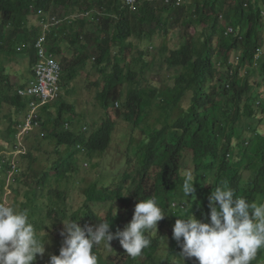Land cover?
<instances>
[{"label": "trees", "instance_id": "obj_1", "mask_svg": "<svg viewBox=\"0 0 264 264\" xmlns=\"http://www.w3.org/2000/svg\"><path fill=\"white\" fill-rule=\"evenodd\" d=\"M124 4L125 0H0V53L6 51L8 43L22 42L25 45L31 43L27 53L34 54L40 28L32 24V18L38 14H50L55 21L54 26L47 30L46 46L64 63L68 62L64 66L65 85L73 84L77 74L88 71V65L97 70L98 79L102 77L99 101L105 115L101 125L99 122L91 125L88 135L82 131L87 125L85 122L80 124L79 132L72 123L66 130L61 112L60 122L52 133L58 148L64 147L69 158L66 163L58 162L51 167L44 173L45 177L57 173L67 178L73 174L75 165L79 164L75 161L79 145L86 149L84 161L98 151L107 150L113 140L115 120L119 118L133 122L136 129L142 130L143 143L140 148L135 147V155L141 156L150 171L159 169L158 183L167 186V191H173V187L178 190L181 180L179 161L189 149H195L192 150L191 161L197 178L201 172L212 178L208 184L203 183V179L198 181L196 208L187 206L188 209L183 211L197 218L209 217L208 196L224 182L236 196L245 197L250 203L258 199L264 202V103L257 105L264 93V60L259 61V69L256 68L257 55L260 50L264 51V0H185L182 6L175 5V2L165 4L162 0H147L137 3L134 11ZM90 12H94L92 21L82 17ZM73 15L77 18L71 19ZM223 15L228 26L235 29L229 36L227 27L221 26ZM41 19L45 20V16L42 15ZM57 21L60 24H56ZM167 24L173 27L182 25L185 31L192 26L196 28V34H192L185 44L170 48L164 45L158 54L157 61L168 63L175 71L176 82L154 91L141 85L135 88L134 82L141 80L142 74L134 70L125 72L119 58L125 62L130 56L134 59L130 60L131 63L136 57L145 58L148 45L154 43L156 35L167 33ZM4 25L10 28L7 36L3 35ZM187 34L190 35L189 32ZM132 37L139 40L137 51H133L134 44L129 43ZM5 70V67H0V89L4 85ZM260 72L263 79L258 81ZM160 93L164 96L159 104L156 101V112L154 109L155 113H152L146 103H155L149 97ZM124 96L128 97V102L121 104V109L112 108ZM184 102L189 103L185 111L181 107ZM11 103L24 108L18 96L11 98ZM68 110L79 119L72 107ZM178 111L181 115L176 117ZM227 130L229 134L222 136ZM249 132L251 136H248ZM248 139L250 146L245 145ZM237 140L243 146L238 151L232 148ZM254 144H257V149H254ZM219 146L224 148L219 151ZM232 151L231 164L225 156ZM184 160L187 162V157ZM141 192L142 189L137 195ZM168 196H165L164 203L159 201L162 208H168L172 200ZM88 197L89 200L98 198L95 192H89ZM94 210H86L83 218L76 212L68 217L65 215L83 227L99 222V212ZM181 210H171V216H174L172 226L178 219L175 215ZM52 211L58 213L57 209ZM52 211H49L50 217L53 216ZM116 216L122 219L118 212ZM132 216L133 213L121 222L128 224ZM160 224L164 230L170 222L166 224L162 220ZM145 250H149L146 254L152 256L155 247L150 245ZM180 252L176 255L172 250L169 264H180ZM150 256H146L144 262L137 261L138 264H157ZM193 261L195 258L186 260L185 264ZM252 264H264V249L258 251Z\"/></svg>", "mask_w": 264, "mask_h": 264}, {"label": "clouds", "instance_id": "obj_2", "mask_svg": "<svg viewBox=\"0 0 264 264\" xmlns=\"http://www.w3.org/2000/svg\"><path fill=\"white\" fill-rule=\"evenodd\" d=\"M146 1L125 0L124 7H129L134 11L137 3H145ZM162 1L165 4L175 2L177 6H182L185 2V0ZM41 15L38 14L36 16L40 17ZM93 15L94 12H90L82 15V17L92 21ZM70 18H77V15H73ZM222 20H224L223 26L227 27V36L233 34L235 29L228 26L224 15L221 17V25ZM41 21V25L38 26L40 32L34 43V54L27 53L31 43L25 45L22 42H16L13 45L8 43L6 51L0 53V67L6 68L4 71V85L0 89V124L3 122V125H0V264H39L46 253L51 255L50 264H99V259L103 257L101 244L105 248L112 250L109 254V260L105 258L106 264H116L117 261L122 262V264H138L137 261L140 260L144 262L147 260L146 256H150L146 254L150 249L145 250L150 245L155 247L154 253L150 257H153L157 263L159 261L156 257L157 251L161 243L164 242L167 246L166 243L168 241H170L169 255L172 254V250L177 255L180 252L179 248L181 249L178 256L180 264H185L186 260L192 258L196 260L192 264H252L258 251L264 249V202H260L258 199L250 203L245 197L236 196L235 192L224 182L216 186L215 190H212L208 196L209 217L197 218L194 215H190V212L183 211L188 209L187 206L196 208L195 198L198 181L210 177L206 172H201L202 175L197 178L196 170L191 161L193 156L191 153L195 149H192L193 151L189 149L179 161V163L181 162L179 165L181 170L178 172L181 180L178 190L173 187L171 189L173 191H167V186H162V184L158 183L159 169L154 168L150 171L142 161L141 156L135 155L136 148L142 146L143 133L141 129H136L137 126L133 122H129L126 119L118 118L115 120L114 135L117 131V125L123 122L133 129V135H138L140 132L142 140L137 142V138H133L131 146L128 147L127 154L122 160H115L107 164L102 168V171H100L102 163L95 161L96 158L103 157V159H106L105 156L111 152L114 144H116V138L113 135V140L107 150L98 151L93 154L91 159L89 157L87 161H84L86 149H84L83 145H79L78 159L75 160L77 164L79 161V164L78 166L75 165L76 170L67 178L57 173L55 174L56 176L45 177L44 173L48 172L51 167H55L58 162L66 163L69 158V153L64 147L58 148L56 138L52 133L55 126L60 122L61 112L66 130L70 128L72 123L76 131L79 132L80 124L85 122L87 125L83 126L82 131L87 132L88 135L90 134L89 128L91 125L95 126L96 122L101 125L105 110L99 101V95L101 89H103L102 79H98L97 70L92 69L91 66L88 65V71L84 70L77 74L73 84L65 85L63 81L64 66L68 65V62L64 63L63 60L51 53L46 46L47 30L54 24L52 21L47 22L46 19H41ZM44 24H46L45 28L43 27ZM56 24H60V21H57ZM9 31V26L4 25L3 35H9ZM163 35L165 36L166 32H163L161 36L163 37ZM161 36L157 34L154 43L148 45V52L145 58L136 57L140 59L138 60L139 62L136 59L134 62L132 61L134 63L132 64L130 60L134 59L130 56L127 57L125 62L119 58L120 63H123L125 72L134 70L142 74L140 76L141 80L134 82L135 88L139 85L143 86V82L146 80L144 78L145 73L146 71H151L152 67H160V72L156 78H150L149 81H146V84L150 81L152 83L150 82L148 87L143 86L144 89L149 90L152 88V91L156 90V88L164 89L176 82V73L169 67L168 63L163 64L157 61L158 54L162 52V47L166 45L170 48V46L165 43L161 44L155 55H152L149 50L150 46L157 44L156 40ZM1 43L3 44V42ZM129 43H133V51H137L139 40L132 37ZM180 45H173L172 47ZM24 53H27V55H24ZM114 55H117L116 52H114ZM90 57L94 62L95 57L92 52ZM117 57L119 56L117 55ZM236 59H239V57H236ZM256 59V68L259 69V61L264 60L263 50L259 51ZM12 63L13 65L11 66ZM12 67L15 68L14 73L12 72ZM80 77L85 79V89L88 91L84 96H81L75 87V83H80ZM262 77L261 72L257 74L258 81L262 80ZM171 80H174V82L172 83ZM93 88L99 89L96 97L101 108V116L95 121H88L87 113L77 111L80 107L87 108L84 105L78 107L77 98L86 100V105L97 107L98 104L88 98L89 91ZM73 92L75 93L72 96V103L56 104ZM17 96L22 99L24 108L15 107L11 103V98ZM163 96L164 94L160 93L156 97L154 95L149 97L150 100H155V103L154 101L149 104L146 103L147 108L152 110V113L154 109L156 112L157 103L159 104ZM127 98V96H124L122 101L116 102L112 108L121 109L123 107L121 104L128 102L126 101ZM263 100L264 93L263 99L257 101V105H262L264 103ZM184 103L187 104V102ZM183 104L181 107H183ZM69 107H72L73 112L77 113L79 119L74 118L70 114ZM178 116L176 115V117ZM227 134H229L228 130L222 136ZM251 135L252 133L249 132L248 136ZM86 139H89V136ZM38 141H45L55 145L58 158L52 166L42 173L41 178H38L35 184L36 188L32 191L33 199H31V203L34 204L40 197L41 200H45L44 207L47 204L51 205L49 206L50 208L48 207L47 218L56 220L60 216V212L66 211L61 217L67 220L62 221L63 226L60 224L63 230L57 234V239L55 235H51L52 239L49 241H46L41 236V233L46 232L50 225L47 223L39 233L35 227V222L29 214V204L27 203L29 194L23 193V197L26 199L24 210H17L2 203L3 195L5 194L3 193L5 192L4 189L8 191L14 189L16 184L22 185L25 177L29 175L27 170H31V167L28 164L27 168L22 167V161L27 158L31 161L33 152L31 149L27 151L26 146H32ZM237 142L234 143L235 145L232 148L238 151L243 146L240 145L241 141L238 144ZM245 145L250 146L249 139L245 142ZM254 145V149H257V144ZM219 147V151L224 148L222 146ZM63 151L66 155H61ZM232 155L233 151L225 156L227 162L231 164ZM186 157L187 162L184 160ZM244 161L248 164L246 159ZM83 166H91L92 169H99V172L95 178L83 177L81 176ZM246 175L249 176V174ZM51 179L67 181L66 189L63 192H56L57 197L61 194L63 195L61 198L66 197V193L69 195L70 191L73 192V187L76 189L86 186L83 201L76 210L67 212L65 205L60 209L54 208V204H56L54 206L59 205L54 198H51V195H48V199L42 197V192L47 189V184ZM140 189H142V192L137 195ZM10 192L12 193V191ZM89 192H95L98 198L89 200ZM166 195L171 197L172 200L168 203V208L165 209L160 206L159 201L164 203ZM62 199L64 200L65 198ZM174 208L182 210L175 215L178 219L172 226L174 216H171V210ZM52 209H57L58 213L56 214ZM91 209L99 212L97 213L94 210L99 217V222L84 225L83 227L76 221L66 218L65 215L67 214L68 217L76 212L77 215L79 214L83 218L85 211ZM50 210L53 212L51 217L49 215ZM116 212L121 215L122 219H127L133 213L131 221L127 220L128 224L121 222L122 219L116 216ZM162 220L166 224L168 221L170 222L164 230L163 225L161 226L160 224ZM110 225H113V227H110ZM170 225L171 229L169 228ZM57 230L59 231V229ZM114 240L116 244L112 248L111 242ZM49 242L56 245L62 244L60 250L52 248L46 250L47 246L45 244L48 245ZM169 255L165 259H161L160 263L157 264H169ZM40 264H44L43 260Z\"/></svg>", "mask_w": 264, "mask_h": 264}, {"label": "rangeland", "instance_id": "obj_3", "mask_svg": "<svg viewBox=\"0 0 264 264\" xmlns=\"http://www.w3.org/2000/svg\"><path fill=\"white\" fill-rule=\"evenodd\" d=\"M226 11V9H225ZM60 13L63 12V10L59 11ZM43 17L45 16V19L47 22H53L54 21V17L53 15L50 14H42ZM41 15V16H42ZM41 16H35L32 18V24L35 27H38L41 25L42 21H41ZM164 16H167L166 14H164ZM91 18V17H90ZM224 20H222V25H223ZM45 25H43V27L45 28ZM221 25V26H222ZM226 25V23H225ZM167 33L166 35L163 37L161 36L159 39L156 40V45L155 46H150L149 50L151 52L152 55H155V52L157 50H159V47L161 44L165 43L167 45H169L170 47H172L173 45H178V44H182V43H186L188 41V39L190 38V36L194 33H196L195 27L192 26L190 27V29H187L185 31L184 27L182 25L179 26H172L171 24H167ZM187 32H189V36L187 34ZM137 44V42H135ZM129 55V52H127ZM13 65V63L11 64V66ZM8 66V65H7ZM25 66V65H24ZM156 67H152L151 71H146L144 78L146 79L143 82V86L144 87H148L150 86V84H146V81H149L150 78L154 79L157 77V75L159 74V68L157 67L156 69H153ZM12 72H15V68L12 67ZM246 73V72H245ZM102 77H100L99 79H101ZM258 78H260L258 76ZM79 82L80 83H75V87L77 92L81 95L84 96L88 91L85 89V79L83 77L79 78ZM171 82L173 83L174 80H171ZM99 89L98 88H93L91 89L89 92L90 94L88 95L89 100H93L94 103H97L98 106L94 107L93 105H86V100L81 99V98H77L79 104L78 107L84 105L87 108H82L80 107L79 110H77L78 112H85L87 120L88 121H95L97 120L100 116H101V108L99 106V103L97 101V93H98ZM75 92L71 93L70 96L68 97H64L63 100L57 102L56 104H70L72 103V99H73V94ZM189 103L187 102L183 104V108L184 111L187 110V105ZM90 106V107H89ZM76 107V104H75ZM95 113V115H94ZM181 112L178 111L177 115H180ZM1 126L3 125V122L0 124ZM6 132H4L5 134ZM7 135V133H6ZM5 135V136H6ZM114 137L116 138V144H114L111 152L106 155V159L102 158H96L95 161L97 162H101L102 163V167L100 169V171H102V168H104L107 164L114 162L115 160H122L125 155L127 154V150L128 147L131 146V142L133 138H137V142L142 140L141 137V133L139 132L138 135H133V129L126 123H119L117 125V131L115 132ZM29 149L32 150L33 152V158L31 159H25L22 161V167L27 168V164L31 167V170H27L29 172V175H27L25 177V179L23 180V184L22 185H18L16 184L14 186V189L12 190H8L6 191V189H4L5 193L3 195V200L2 203L7 206H12L14 208H16L17 210H24L25 209V205H26V199L23 197V193H27L29 194V198L27 199V203L29 204V214L32 218V220L35 222V227L38 230V232L40 233L43 228L47 225V223L50 225V228L46 230V232H42L41 236L46 239V241H49L52 239L51 235H55L56 239H57V234H59L63 229L61 228L60 224L63 226V222L62 221H67L66 219L64 220L61 215H64L62 212H60V216L57 217L56 220H53L51 218H47L46 214L49 210V204H47L44 207V202L45 200H41V198L39 197L38 201H36L34 204L31 203V199H33V189L36 188V182L38 180V178H41L40 176L42 175V173L47 170L50 166L53 165V163L57 160L58 155L56 154V147L53 144H50L49 142H45V141H38L36 142L34 145L32 146H26V150L30 151ZM66 155V153L63 151L61 153V155ZM60 155V156H61ZM96 156H100V155H96ZM30 162V163H28ZM83 172L81 173V176L83 177H96L97 173L99 172V169H92V167H86L83 166ZM212 176L208 177V178H203V183H207L211 181ZM93 180V179H92ZM60 181L62 180H57V179H51L49 180V183L47 184V189L43 190L42 192V197L45 199H48V195H51V198H54V200H56L57 204L59 206H53L54 208L57 207V209L62 208L63 205H65V209L67 210V212H70V210H76L77 207L80 205V203L83 201V195H84V190L86 188V186L83 187H78V188H72L74 191L73 192H69V195L66 193V197H67V201L61 198V196H63L61 194L60 197L56 196V192H63L64 189H66V185H67V181L63 180L61 183ZM12 191V193L10 192ZM71 197V198H70ZM56 198V199H55ZM49 207V208H48ZM59 229V231L57 230ZM116 241H112L111 242V246L112 248L115 246ZM167 246L163 243H161L160 248L157 251L156 257L159 260L157 263H160L161 259H165L167 257V255H169V246H170V241H168ZM62 245V244H61ZM61 245H56L52 242H49L48 245L45 244V246H47L45 249L47 250L48 248H52L55 250H60ZM101 250L103 253V257L99 259V264H106V259L109 260V254L112 252V250H109L107 248L104 247L103 244H101ZM50 254L46 253L45 256L40 260H43L44 264H50ZM106 258V259H105ZM39 263V264H40ZM116 264H122V262L120 263V261H117Z\"/></svg>", "mask_w": 264, "mask_h": 264}]
</instances>
